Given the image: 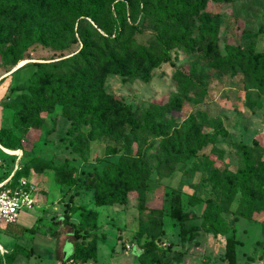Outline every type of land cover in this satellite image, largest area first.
Instances as JSON below:
<instances>
[{
	"label": "rangeland",
	"instance_id": "obj_1",
	"mask_svg": "<svg viewBox=\"0 0 264 264\" xmlns=\"http://www.w3.org/2000/svg\"><path fill=\"white\" fill-rule=\"evenodd\" d=\"M115 1L102 0L97 19L105 27L113 28L118 19ZM50 3L27 0L12 11L1 4L8 15L0 17V128L11 129L12 136L3 139H17L21 157L2 160L0 179L18 165V179L12 181L24 178L35 205L21 213L15 231L35 225L37 232L15 238L3 225L0 264L2 249L15 245L32 252L18 254L13 264H62V254L63 264H137V239H152L156 246L143 264L153 256L179 253L182 264H226L223 245L233 228L241 241L237 264L247 262L248 254H264V0H124L123 37L131 36L134 44L130 58L141 45L152 46V61L144 65L130 59L118 72H97L101 90L132 112L130 122L113 112L102 131L82 120L73 123L61 105L42 111L32 104L46 81H29L34 63H60L77 52L85 27L105 35L90 19L79 27L75 17L55 16ZM196 4L200 8L192 14L188 8ZM171 10L182 13L178 21ZM202 24L213 29V36L185 38ZM228 46L245 54L231 68L225 59ZM252 52L260 54L256 65ZM16 60L22 61L13 65ZM75 68L79 77L73 64L61 72ZM82 69L87 76V65ZM243 150L251 163L246 180L241 178ZM125 156L134 174L149 179L146 194L128 189L122 182L128 176L115 182L109 165ZM101 173L107 177L104 186ZM173 195L180 196L185 211L197 215L196 240H180L168 216ZM239 205L248 218L235 215ZM155 210L161 217L150 216ZM75 242L79 251L71 257Z\"/></svg>",
	"mask_w": 264,
	"mask_h": 264
},
{
	"label": "trees",
	"instance_id": "obj_2",
	"mask_svg": "<svg viewBox=\"0 0 264 264\" xmlns=\"http://www.w3.org/2000/svg\"><path fill=\"white\" fill-rule=\"evenodd\" d=\"M4 2L6 5L8 4L9 11H12L24 6L27 0H0V17H6L8 15V12L5 10V8L1 6V4ZM50 4L51 7L54 8L55 16L64 15L75 17L79 19V27L80 23H82L84 20L90 19L97 25L98 28H104L105 35L100 34L93 27H85L79 31L81 47L77 52H74L69 57L61 59L62 61H60V63H51L47 61L34 63L36 69L33 71L29 81L32 82V84H37L41 80L46 81L44 83V90L42 91L41 96L33 97V106H40L39 110L44 111L54 109L55 105H61L63 113L67 119L71 120L73 123H77L78 121L80 122L81 120L86 123L88 122L93 124L95 128L99 129L100 131L104 129L105 122L109 121L107 118L111 116L113 112L117 115L116 118H121L122 122H130L132 117L131 108L117 101L115 97L107 96L105 92L101 90L102 80L94 79L97 72H105L106 70L118 72L117 67L121 66V64L126 61L130 62V59H132L131 62H134L135 64L142 62L144 65H150L152 61V55L150 54L152 46L146 47L141 45L135 50L136 53H133V57L130 58L131 54L129 50L134 46V44L131 36L127 38L123 37L125 33L123 20L125 17L124 0H116L114 2V9L117 13L118 19H114L113 28L105 27L97 19L99 13L102 11V0H80L79 4L69 0H51ZM178 6L185 8L184 3L179 2ZM196 8H200L198 4H196L195 7L188 9H190V12L194 14L197 11ZM192 9L193 11H191ZM177 12L178 11L176 10L170 11L171 18L176 21L179 20L180 16H182V13L178 14ZM115 30H117V32H114ZM90 32H93L94 36ZM213 34V29L202 24L189 31L185 35V38H189L190 35H193L198 37L200 40H203V38L211 37ZM158 39L159 41L162 40V36H158ZM173 41L174 39H171V42ZM168 43L169 41L166 42V44ZM227 50L228 51L225 55V59H227L226 64L229 66V68L235 64V61H238L239 63L243 61L245 54L240 48L228 46ZM89 51H92L94 54L88 55ZM247 53H251V49H249ZM259 55L260 54L255 52H252L250 55V59L255 62V65L259 60ZM63 56V54L59 55V57ZM163 57L169 60L167 49H164ZM20 62L19 60H16L14 61L13 65H18ZM68 64H73V66L79 67V77L74 74V71H76L77 68L73 69L72 71L61 72L62 67ZM83 65H87V76L81 73ZM64 74H67V76ZM55 80L57 81L54 83ZM52 83L54 84L51 85ZM111 105H114V109H112ZM147 130L149 133L155 136L159 134L158 130ZM131 131H135V128H131ZM109 132L110 131L107 130V133ZM5 135L12 136L11 129L4 127L0 128V143L4 147L12 150L19 148V142L17 139H14V141L10 140L11 142H6L3 139V136ZM1 155L3 159L6 157H11V159H14L13 156H9L4 153H1ZM243 159L245 168L241 174V178L246 180L251 172L249 171L251 163L249 161L247 152L244 150ZM109 166L111 167L115 182H118V180L123 176H128L129 178H123L122 181L127 185L128 189L138 190L141 194H146L149 191L151 185L149 179L146 178L141 172L138 174H134L132 172V164L128 163L127 156L121 157L116 163H110ZM18 174L19 173L15 171L12 175V178L14 177L13 179L17 180L18 178L16 177H18ZM7 176L1 178L0 181L5 179ZM99 176L101 178L100 186H104L107 177L105 173H101ZM116 201H119V199H112V202ZM139 207L142 213V210H144L145 207L142 203ZM65 212H67V210H65ZM154 214H158L159 217H161L162 212L155 210L152 211L150 216ZM235 215H238L240 218L249 217L241 205L237 207ZM168 216L177 224L178 234L181 241L196 240L200 231V225L195 222L197 215L193 211H185L182 208V201L179 195H173L171 197L169 201ZM236 220L237 219H235V221ZM34 226L35 225L23 229V232H28L34 235L37 232ZM157 226H162L161 221H158ZM232 231V235H229L225 238L223 245L222 259L226 264H237V246L241 244V241L234 235L235 228H233ZM23 232L17 233L10 230V228H7L6 230V233L15 238L19 237L21 234H23ZM74 233L77 237L78 229H74ZM135 245H139V250H135L134 254L136 257L134 258V261L137 264H143V262H146L145 260L148 258L151 250L156 248L152 239L141 242L140 239H137L135 241ZM78 251V243L75 242L74 250L70 256H76ZM31 252V249L27 250L21 245H15L11 250H8L7 253H3V264H13L18 254L29 255ZM71 257H68L67 260ZM181 257L182 253H179L173 258L165 257L161 259L160 257L153 256L149 259L148 264H182ZM79 260H81L80 257Z\"/></svg>",
	"mask_w": 264,
	"mask_h": 264
},
{
	"label": "built area",
	"instance_id": "obj_3",
	"mask_svg": "<svg viewBox=\"0 0 264 264\" xmlns=\"http://www.w3.org/2000/svg\"><path fill=\"white\" fill-rule=\"evenodd\" d=\"M1 153L13 156L16 161L21 157L20 149H8L0 143V163L3 160ZM17 168L16 164L11 173L0 181V233L3 225L16 223L24 210L32 209L35 205L33 193L24 178L17 182L12 181V175Z\"/></svg>",
	"mask_w": 264,
	"mask_h": 264
},
{
	"label": "crops",
	"instance_id": "obj_4",
	"mask_svg": "<svg viewBox=\"0 0 264 264\" xmlns=\"http://www.w3.org/2000/svg\"><path fill=\"white\" fill-rule=\"evenodd\" d=\"M23 213V212H22ZM21 215V214H20ZM19 220V219H18ZM18 222V221H17ZM17 222L16 223H13V224H9V226L8 227H6V229H5V231L4 232H6V230H7V228H10V230H12V231H14V232H16L15 231V228H16V225H17ZM26 228V227H25ZM25 228H23V229H25ZM17 233H19V232H17ZM1 234V233H0ZM263 251V250H262ZM8 252V250H5L4 248L2 249V253H7ZM64 257L65 256H63V254H62V259H61V262H62V264H63V262L64 261H66V258L64 259ZM68 258V257H67ZM16 259V258H15ZM71 261V260H70ZM246 261L247 262H245L244 261V263L243 264H264V254H262L261 252L260 253H258L257 255H247V257H246ZM67 264H68V262H67Z\"/></svg>",
	"mask_w": 264,
	"mask_h": 264
}]
</instances>
